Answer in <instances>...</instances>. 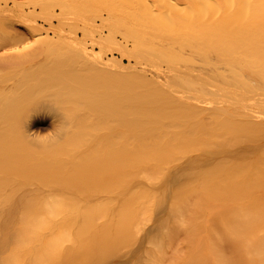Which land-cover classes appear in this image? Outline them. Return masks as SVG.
I'll list each match as a JSON object with an SVG mask.
<instances>
[{"label": "rangeland", "instance_id": "374dc122", "mask_svg": "<svg viewBox=\"0 0 264 264\" xmlns=\"http://www.w3.org/2000/svg\"><path fill=\"white\" fill-rule=\"evenodd\" d=\"M37 1L12 0L8 6L10 11L3 12L4 16L0 13L2 18L7 15L11 20H16L15 22L12 20V24L7 26L9 29L6 28L10 33L12 30L15 34L19 32L20 36L23 35L30 40L32 34L28 30L30 28L28 25H31L32 22L35 24L34 19L38 20V25L43 27L46 32L45 37L49 44L47 46L45 43L43 47L44 50L45 48L48 50V52H44L46 57L43 55V58L46 59L44 60L45 65H47L45 73L49 74L53 71L52 75L49 74L53 77L54 73L61 69L60 74L63 75L62 73H64L65 87H68L69 76L71 79L73 77V80H77V82L74 80L77 85L78 81H82L85 75L88 77L84 78V84L79 82L82 83L83 87L81 88L80 85L79 91L75 92V88L71 86L74 89L62 88L66 94L62 91L64 93L60 97L62 100L53 101L51 105L53 106L51 110L55 109L60 112L47 111L48 117L45 118L47 127L44 130V136L48 138L46 143H50L52 136L56 135L54 131L56 120L59 122L65 118L67 123L66 135L59 137V140H56L55 136L53 139L63 143L62 141L65 140L63 138H66L68 144V140L71 138L74 145L77 146L76 149L73 146L72 151L71 145L73 143L69 145L71 150L66 143H63L66 144V149L70 150L69 152L65 150L66 153L60 156V162L65 169L38 173L34 180L29 178L32 184H29L27 179H23L21 186L24 184V188L17 181L21 187L15 185L16 188H19L18 190H14L16 183L13 181V190L11 189L9 195L14 193L13 196L15 197L11 201H15L17 197L16 200H19V196L22 194L26 196L27 200L22 199V202L10 203L13 206L12 209L10 208L12 210L10 213H7L9 211L7 207L10 205L6 206L7 204L0 203L3 204L0 205V264H171L172 254H174L172 249L177 243L176 238L177 240L182 239L183 235L180 237L181 234H177L179 238L176 237L173 242H170L168 237L170 231L168 230L167 233V230H164L163 226L161 228L160 224L163 222L164 225V222L171 219L170 216L175 212V209H172L174 194L175 192L181 193V188L187 181L185 170L189 160H197L202 169L215 166L216 161H213L211 156L213 151L219 147L215 141H221L218 134L213 132L217 121L215 115L218 113L206 106L191 109H186L185 106L177 108L165 105H158L157 109H134V107L128 106L127 110L126 107H122L121 110L114 107L122 104L121 99L125 103V100L130 102L131 98L136 100L135 96L142 98L144 95L142 94L144 89L141 87V82L138 83L137 79L139 78L137 76L139 70L136 61L129 58L131 53L128 54L127 51L132 49L133 40L135 42L138 39L144 40L149 35L137 24L142 19L145 22L147 20L149 22L157 21L156 19L161 15L160 8L150 5L144 11V15L136 16L134 14L142 7L143 0H60L59 5H55L51 0H44L43 7L37 5L35 9L34 4ZM226 1L224 5L228 8L226 7L221 13L236 14L235 16L232 15L236 27L249 23L248 38L257 39L264 36V20L261 21V17L239 15V13L250 12H259L258 14L263 12L262 14H264L262 11L264 0ZM14 2L20 4L16 7ZM166 4L172 5V2L169 1ZM257 5L262 7L255 8ZM252 6L256 11H251ZM260 8L262 9L259 11ZM33 9L35 10L27 17L29 21L23 22L20 18L22 13L25 11L28 13ZM56 14L60 17L53 18ZM224 17L225 15L215 14L213 18L211 17L210 20L213 19V23L210 24L215 29L216 26L219 28L224 22ZM51 20L53 21L52 25H50ZM48 29L50 30L48 31ZM14 30H17V33ZM164 31L161 32L160 37L171 36L169 30L165 29ZM0 37L2 38V36ZM76 37L78 41H75L76 45L73 48L74 58H71L65 50L66 45L63 43L64 46H62V42L68 38ZM99 38L104 45L103 54L107 53V55L100 60H91L85 54L83 44H87V48L91 50V44ZM117 40H122L123 45L128 46V50L124 46L119 47L115 44ZM28 45L30 44L20 43L18 47L15 45L1 46L0 56L13 53L14 50L21 52V48L23 51V47ZM97 51L101 52V49L97 48ZM125 53L127 56L124 55ZM140 53L153 56L157 54L156 52L152 54L147 47H144ZM187 55L188 53L185 56ZM160 57H155L157 63H162L163 59L169 60L170 58L166 53L161 54ZM37 61L39 60H34V63L23 62L17 65L18 67L14 66L11 72H9L11 69L8 70L9 73L4 75L10 77L11 82L14 83L18 81L17 79L22 78L21 74L24 73L21 72L22 70H28L30 63V66H33L29 70L33 69L36 67L34 65L38 64ZM72 63L76 68L71 65ZM165 65L166 63L163 64L164 67ZM13 69L21 72L19 77L18 72L13 71ZM149 69L146 68L147 71H143V69L141 71L151 76L152 72L150 71H153V68ZM75 71L83 74H76ZM76 75H80L82 78H76ZM69 89L70 92L68 93ZM51 90L50 88L48 90L50 94H47L53 100L55 94ZM74 92L81 93L76 95L73 94ZM71 95L73 96L71 97ZM189 95L209 99L213 94L205 87L196 90L190 88ZM109 106L113 108L110 109ZM220 112L223 113V111ZM155 117L158 118L154 119ZM175 117L187 118L189 127L200 131L193 133L192 137L190 136L191 139L194 142H205L206 146L187 141L186 136L191 129L182 124L176 126ZM155 124L158 125L157 128L159 129L154 128ZM152 126H154L153 129ZM231 126L233 127V125ZM86 132L89 133V137ZM94 133H96L95 136ZM50 138L51 140H49ZM175 139L183 141V145H179L180 141L174 143ZM58 146L62 148V145ZM31 149H38L37 151L42 152L47 148L40 150L37 145L32 146ZM48 149L45 151H49ZM219 149L218 152H220ZM240 149L239 146H235L232 151L238 152ZM166 155H174L179 158V162L170 166L171 169L169 170L153 171L144 162V158L153 159L156 156ZM90 156H94L93 159L96 158V163L93 165L86 160ZM106 161L108 174L103 172ZM68 196L67 199L74 196V199L79 197V200L85 198L87 201H85L86 203L65 201V197ZM92 198L95 200L101 198L100 200L103 201L94 202ZM53 199L58 201H53ZM8 223L10 227H8ZM5 224L6 227H4ZM169 236L172 237L171 234ZM173 238L171 239L173 240ZM158 241L165 243L161 253H157L158 246L156 247V243ZM178 242L180 241L178 240ZM177 244L180 245V243ZM182 257L180 255V259L178 258L179 262Z\"/></svg>", "mask_w": 264, "mask_h": 264}, {"label": "bare ground", "instance_id": "6f19581e", "mask_svg": "<svg viewBox=\"0 0 264 264\" xmlns=\"http://www.w3.org/2000/svg\"><path fill=\"white\" fill-rule=\"evenodd\" d=\"M11 1L0 0V13L2 15L4 14L3 12L10 11L8 6H10ZM51 1L55 5L60 4V0ZM169 1L172 2V5L166 4ZM225 1L143 0L142 7L134 15H144V11L150 5L161 9V15L156 19L157 21L149 22L146 17L147 21L145 22L141 16L142 20L140 19L141 21L139 20L140 23L137 25L149 35L144 40L138 39L136 42L133 40L132 49L127 51L128 54L131 53L129 58H133L136 61L139 70L137 74L139 78L137 79L138 83L141 82V87L144 89L142 94L144 95L142 98L135 96L136 100L131 98L133 102L130 99V102L125 100V103H123L124 101L121 99L122 104L117 103L120 105L114 106L120 108V110L122 107H126L125 109L127 110L128 106L134 107V109H157L158 105L177 108L185 106L186 109L206 106L218 113L215 115L217 121L213 132L218 134L221 141H215L219 147L213 151L211 156L213 161H216L215 166L209 169H202L198 165L197 160H189L185 170L187 181L181 188L182 192H175L174 194L172 209H175V212L170 216L171 219L164 222V225L163 222L160 224V227L163 226L167 233L170 231L169 235H172L171 238L174 237L172 240L168 235L170 242H173L176 237L179 238L177 234H181L180 237L183 235L182 239H178L180 242L176 238L177 243H180V245L176 243L172 249L174 254H172L171 264H264V36L259 37V34L257 39L248 38L249 23L247 24L246 22L247 25L236 27L233 17L236 14L221 13L227 7L224 5L227 2ZM19 4L14 2L16 7ZM37 5L43 7L44 0H38L34 4V8ZM259 6L257 5L255 8H259ZM255 8H251V11L255 10ZM35 9L28 13L27 11L21 12V20L23 22L28 20L27 17ZM247 11L250 12L249 10ZM258 13H239V15L257 16L258 18L261 17V21H263V12ZM1 14L0 36L2 38L0 37V47L9 45L18 47L20 43L30 44L25 48L23 47V51L21 48V52H18L19 50L15 52L14 50L15 53H7L11 55L0 56V203H5L7 204L6 206L10 205L7 207L9 208L7 213H10L12 211L10 208L12 209L13 207L10 203L15 201L22 202V199L27 200L26 196L22 194V197L20 193L18 194L20 195L19 200H16L18 199L17 197L15 201H11L15 197L13 196L14 193H10L11 197L9 195L13 181L16 183L14 186L20 187L23 179H27L28 183L32 184L29 178L34 180L38 173L65 169V167H62V162H60V156L64 155L66 151L69 152L71 146L72 151L73 146L75 149L77 148L71 138V142L68 140L70 144H67L66 138H63L65 142L62 141L70 148L69 151L65 147L66 144L56 141L61 136L66 135L67 123L65 118L59 122L56 120L57 123H54L56 135L52 134L56 138L52 136V140L51 138L49 139L51 142L46 143L48 138L44 136V130L47 127L45 118L48 117L47 111L53 112L55 110H51L53 108L51 105L53 101L58 102L60 97H62L61 94H64L62 93V88L74 87L75 89H71H74L75 92L79 91L83 88L82 83L80 84L79 82H83L84 78L88 76L84 74L85 76L83 75L84 77L82 78L80 75L83 73H79L81 70L79 68L80 70L77 69L79 72L75 71L76 74H80L75 77L83 79L78 81L79 86L74 82L76 79L73 80V77L71 79L69 76V80H66L68 87H65L66 82H63L64 73L61 72L63 75L60 74L61 69L57 70V72L54 71L58 74L54 73L53 77L49 76V74L52 75L53 71L46 74L45 67L47 65H45L44 60L46 59L43 58V55L48 50L45 48V51L43 47L48 40L45 37L44 28L38 25L39 21L34 19L35 24L32 22L31 25H28L30 27L28 30L32 34V38L29 36L32 40H29L23 35L21 37L17 30H14L17 34L13 33V30L11 34L7 26L16 20L12 19V21L7 15V17L2 18ZM215 14L219 16L225 15L224 22H221V27L217 28L216 26V29L211 25L213 19L210 20ZM54 17L59 18L60 16L56 14ZM236 20L239 21V19ZM50 23L52 25L53 21L51 20ZM165 29L171 32V36H163L164 38H162L160 34L165 32ZM75 41H78L77 37L68 38L62 42V46H64L63 43L66 45L65 50H67V54L71 58H74L73 48L76 45ZM244 41L245 43H243ZM115 42L119 47L124 46L122 40ZM46 45L48 46L49 44L47 43ZM91 47L92 49L89 50L87 44H83L84 52L91 60H100L107 55V53L103 54L104 45L100 38L96 39L91 44ZM124 47L128 50L127 45ZM144 47H147L152 54L156 52V56L141 54L140 52ZM62 48L64 49V47ZM97 48L101 49V52H98ZM186 51H188L187 56H185L187 53L184 54ZM165 53L170 58L169 60L162 58V63H166L164 67L162 63L156 62L155 57H160L161 54ZM124 55L127 56L126 53ZM37 59L39 60L37 61L38 64L34 65L36 67L29 70L33 66H30V63L28 70L21 71L24 72L22 74L19 70H16L17 68L13 69V71L16 70L18 72V77L20 74L22 76V78L20 77L21 79H17L16 76L18 81L13 83L10 77L5 76L8 70L11 69L9 72L12 71L14 66L18 67L17 65L29 61L34 63V60ZM73 63L71 64L72 66L74 65ZM76 63L80 64L79 62ZM140 68L143 71L146 68H153V71H150L152 75L148 76ZM69 73L68 75H70ZM80 85L81 88L78 89ZM48 87L55 94V99L53 100L48 97V94H50L48 93L50 89ZM205 87L212 91L213 95L211 98L207 99L197 95L188 96L190 88L196 90ZM75 92L73 94L80 95L81 93ZM58 111L55 110L53 113H59L60 111ZM220 111H223V113ZM157 118L155 117L154 119ZM174 120L176 126L182 124L189 127L187 118L182 117V119H179L175 117ZM155 125V127L152 126V129L153 127L159 129L157 128L158 125ZM223 126L225 127L222 128ZM84 127L86 128L87 126ZM189 128L191 130L188 129L190 132L186 136L187 141L205 147V142H194L191 139L193 133L200 131ZM86 133L89 137V133ZM95 135L96 133H94ZM67 136L69 135L67 134ZM53 138L56 140L54 141ZM179 141L175 139L174 143H179ZM72 143L73 145H71ZM182 143L183 141H180L179 145H183ZM37 145L40 150L49 148V151H45L47 150L45 149L39 152L37 151L38 149H35L36 151L31 149L32 146L35 147ZM58 145H62V148ZM210 146L213 147L212 145ZM235 146H239L241 149L238 152L232 151ZM218 149L220 152H218ZM224 155L226 156L222 158ZM93 157L86 158L91 165L96 163V158L93 159ZM144 159L145 164L153 171L169 170L171 169L170 166H174L179 162V158L174 155ZM64 166L66 165L64 164ZM68 167L70 168L71 166L69 165ZM107 171L106 161L103 172L108 174ZM17 181H19L20 186ZM18 187L16 188L15 186L14 190H18ZM73 197L70 196L71 199H67L69 196L65 197V201H80L83 203L87 201L85 198L79 200L78 197L77 200ZM92 199H94L92 200L94 202L103 201L100 200L101 198ZM53 201L58 200L53 199ZM20 205L23 204L20 203ZM6 224L4 227L7 226ZM8 227H10V224ZM160 227L159 229L162 228ZM3 229L6 231L5 228ZM164 244L160 241L156 243V247L158 246V249L156 248L157 253L162 252ZM182 245L185 247H182ZM180 255L183 257L179 262Z\"/></svg>", "mask_w": 264, "mask_h": 264}]
</instances>
